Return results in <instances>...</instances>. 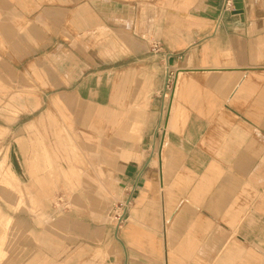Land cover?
I'll return each mask as SVG.
<instances>
[{
    "label": "crops",
    "instance_id": "obj_1",
    "mask_svg": "<svg viewBox=\"0 0 264 264\" xmlns=\"http://www.w3.org/2000/svg\"><path fill=\"white\" fill-rule=\"evenodd\" d=\"M231 1L221 13L224 0H0V105L20 110L0 115V133L13 143L33 124L26 135L52 152L68 115L120 118L127 139L146 115L139 157L114 168L127 178L166 115L157 181L134 197L120 264H264V0ZM4 221L0 205V233Z\"/></svg>",
    "mask_w": 264,
    "mask_h": 264
},
{
    "label": "rangeland",
    "instance_id": "obj_2",
    "mask_svg": "<svg viewBox=\"0 0 264 264\" xmlns=\"http://www.w3.org/2000/svg\"><path fill=\"white\" fill-rule=\"evenodd\" d=\"M149 48L161 53L156 41L149 40ZM164 56L168 64L169 56ZM167 76L161 95L169 103L177 78L171 72ZM16 111H20L16 104L0 105V115H16ZM144 117L133 116L126 139L120 134V118L110 121L108 115H68L52 126L49 153L42 138L26 135L30 129L34 131L33 124L14 143L7 132L0 133V205L5 212L0 264H120L134 197L142 187L143 195L152 190L157 181L150 167L156 163L166 115H159L154 130L144 137L149 153L144 168L127 178L114 169L117 159L126 162L139 157ZM26 122L22 120L20 125ZM125 140L132 145L127 153L119 151ZM12 163L19 165L17 172L23 182H16ZM41 173L45 178L27 182ZM143 175L146 182L141 186ZM44 225L48 231L40 232ZM26 229L32 230L23 231Z\"/></svg>",
    "mask_w": 264,
    "mask_h": 264
},
{
    "label": "built area",
    "instance_id": "obj_3",
    "mask_svg": "<svg viewBox=\"0 0 264 264\" xmlns=\"http://www.w3.org/2000/svg\"><path fill=\"white\" fill-rule=\"evenodd\" d=\"M232 9V1L231 0H224L222 5L221 13L229 12Z\"/></svg>",
    "mask_w": 264,
    "mask_h": 264
},
{
    "label": "water",
    "instance_id": "obj_4",
    "mask_svg": "<svg viewBox=\"0 0 264 264\" xmlns=\"http://www.w3.org/2000/svg\"><path fill=\"white\" fill-rule=\"evenodd\" d=\"M235 10H239L238 5H234Z\"/></svg>",
    "mask_w": 264,
    "mask_h": 264
}]
</instances>
